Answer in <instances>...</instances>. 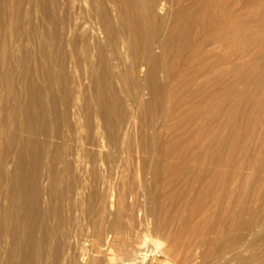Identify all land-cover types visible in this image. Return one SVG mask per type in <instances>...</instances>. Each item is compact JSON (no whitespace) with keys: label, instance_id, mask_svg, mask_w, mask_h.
Segmentation results:
<instances>
[{"label":"rangeland","instance_id":"obj_1","mask_svg":"<svg viewBox=\"0 0 264 264\" xmlns=\"http://www.w3.org/2000/svg\"><path fill=\"white\" fill-rule=\"evenodd\" d=\"M8 1L11 25L5 36L20 48L5 91L10 89L6 91L9 96L24 102L23 86L36 74L44 88V104L50 107L49 85L43 75L48 67H42L38 58L25 61L32 44L29 29L46 21L44 0ZM215 1L168 0V15L161 14L168 16V22L147 26L149 37L161 35L166 61L157 68H145L142 76L138 73L141 38L129 46L131 51L118 68L112 46H106L104 58L97 51L87 53L81 43L69 46L65 73L79 106L80 122L70 120L74 126L71 151L77 152L78 163H53L47 153L41 154L36 165L29 154L31 170L58 179V186L51 190L39 178L38 201L44 215L39 218L38 246L29 264H105L102 253L91 248L104 239L107 229H114L126 242L111 249L116 258L141 261L143 256L134 247L146 240L148 245L154 242L161 250L171 251L170 256L150 252L146 264H264V0ZM70 5L59 13L74 15L76 9ZM202 8L203 13L196 15ZM215 15L224 22L217 43L195 52L204 32L195 27L198 16L206 27ZM177 16L184 21L175 26ZM61 60L60 56L55 59L56 72ZM0 63L2 72L5 68ZM55 78L54 87L63 98L60 76ZM141 85L144 94L139 92ZM64 108L60 103L63 113ZM66 122L63 128L68 132ZM16 148L8 156L11 166L0 175V207L6 211L12 209L9 191ZM35 200L31 196L27 208L34 207ZM46 230L49 237L44 239ZM1 239L5 243L0 248V264H8L10 239ZM128 247L129 257L120 256ZM25 253H17L15 264L23 262Z\"/></svg>","mask_w":264,"mask_h":264},{"label":"bare ground","instance_id":"obj_2","mask_svg":"<svg viewBox=\"0 0 264 264\" xmlns=\"http://www.w3.org/2000/svg\"><path fill=\"white\" fill-rule=\"evenodd\" d=\"M69 3L71 4L70 6H72V8L76 9V12H74V15H69V13L67 15L60 14L59 11H62L64 9V6L69 5ZM51 5L55 6V9L51 8L50 7ZM199 5L201 6V3L198 4V6H197L198 9L200 8ZM9 6H10V3L8 0H0V60L3 61V66L5 68V70L2 72L0 70V175L5 172L6 166H11V165H9L8 156L17 146L18 147L16 148L17 158H16V161L14 164V170L12 171L11 176H10V179L12 181V185H11V190L9 191V195H10L9 199H10L11 204H12V209L10 211H6V210L1 209V207H0V248L5 243V241L3 242V239H1V237L6 236L7 238L10 239V241H9L10 242L9 243V255H10V257L8 260V264H15L14 257L17 255V253L20 250H22L24 253L26 252L24 254L25 256L23 258V262L20 264H29L33 258L32 250L36 249L38 246V240L35 236V232H36V229L38 227L40 228L39 218H40L41 214L44 215V210L41 209V206L39 205V201H38L40 199V195H41L39 178H40V182L43 183V185L47 184V186L51 187V190L53 187L58 186L57 185L58 179L56 176H54V177H51V176L49 177V175L40 176L37 169L31 170V167H30L31 164L29 161V154L33 155L36 165L41 158V154L46 155L47 153L51 154L53 163H57V162L59 163L60 160L61 161L65 160L68 163V165H75L78 163V160H77L78 156L76 155L77 152H75V154H74L73 151H71V143L73 141V136H71V134H72V129H73L72 127H74V126H72L70 120L75 121L76 123L78 122V120H79V106H78L77 100H73V98L71 96L73 90H71L70 83H69V81L66 77V73H65L66 72L65 59L67 56V50H69L68 49L69 46L77 47L79 45V43H81L83 46V49L87 50V53L90 52V54H91V52L97 51L98 55H100L101 58H104L106 46H112L114 48L113 54L115 55V60L117 63L115 67L118 68L119 65H123V59L125 57L124 55L129 50V46L131 47L137 38H141L142 42H143L142 43L143 46H142V51L139 54L141 56V63L139 64V67H138V73L140 74L139 76H142L145 73V68H147V69L157 68L159 65L162 64V62L165 58L164 55L166 54V46H165V44H162L161 35H159V34L156 35L155 39L151 38L152 36L149 37L147 35L148 34L147 33V30H148L147 26L149 23H152V22L157 23L159 25H164L166 21L168 22L169 18H168V20L166 19L168 16L167 17L161 16V14H165L166 12H168L169 6H168V0H44V16H45V20H46L45 22L46 23L43 22L39 25H33L29 29L28 34H29L30 42L32 44H31V49H28L25 52V61H28V63H29L32 59L38 58V60L42 64V67H44V66L48 67V72L44 73L43 75H45V79L49 85L47 93H49V95L51 97L50 107L49 106L47 107L44 104V91H43L44 88H42L38 84V78L39 77L36 74H31V77L29 78L26 86L25 87L23 86V89L25 91V95L23 98L24 102H22L21 99L18 100V98L14 97L12 95L9 96L6 93V91H8V90L10 91V89L5 91V84L8 83V81L11 79L12 71L14 69L12 62L14 61V59L17 55L16 51H19L18 49L20 48L19 47L18 49H16L15 48L16 44H13V43L11 44V42H8L7 37L5 36L6 35L5 32L8 28L9 22H10ZM211 6H213V5H211ZM210 9H213V8H210ZM202 10H203V8L201 9V11L198 10L199 14H196V15H201L204 11V10L203 11ZM198 11H196V12H198ZM205 11H207V9ZM213 13H214V11H213ZM166 15H168V14L166 13ZM169 17H171V14ZM202 17H204V15H202ZM182 18H184V17H178L177 16V18H175V26L179 25L180 23H182V21H184ZM198 18L199 19L196 21V24H195V21L193 20L195 27H197V29H199V30L201 29L202 32L204 30V32L201 33L202 36L199 39H197L195 52H199V51L204 52L205 50H207L206 48L211 47L217 43L216 40H218V38H219V31L221 30V27H222L224 22L222 23L219 16L215 15V19L213 20V22L210 23L209 25L207 24L208 26L204 27V25H203L204 22H203V20H201L202 18L200 19V16H198ZM205 18H204V20H205ZM210 18H212V17H210ZM230 23H231V21H230ZM167 24L168 23H166V25ZM184 24H183V26H184ZM231 25H232V23H231ZM151 26H152V24H151ZM227 27H229V26H227ZM124 30L127 31L126 32L127 34L123 33ZM191 30H192V27H191ZM152 31H153V28H152ZM11 32L13 33V31H11ZM222 34L220 36H222ZM157 36H160V37H157ZM162 37H163V35H162ZM11 39H12V37H11ZM11 39H10V41H11ZM136 43H137V41H136ZM23 48H24V46H23ZM217 48H218V46H217ZM132 50H133V48H132ZM130 51L131 50H129V52ZM83 54H81V55H83ZM69 55H71V54H69ZM74 55H76V54H74ZM127 55H128V53H127ZM59 56L62 57V60H61L62 63L57 65L58 71L56 72L55 68H54V67H56L54 62H55L56 57H59ZM211 56H212V53H211ZM88 58H89V56H88ZM126 58H128V57H126ZM128 59H130V58H128ZM165 61H166V58H165ZM192 61L194 62L195 60L192 59ZM89 63H90V61H89ZM186 64H188V63H186ZM90 67H91V65H90ZM107 67H109V66H107ZM198 67H200V66H198ZM184 68L186 69V67H184ZM92 69H94V68H92ZM201 69H203V67ZM162 70H164V69H162ZM198 70H200V69H198ZM113 71H111V72H113ZM117 71H120V70H117ZM165 71H166V69H165ZM200 72H201V70H200ZM19 73H20V71H19ZM92 73H93V71H92ZM18 75H20V74H18ZM58 75L60 76V80H61L63 98L62 97L60 98V96L58 95V93L54 87L55 80L57 81L55 76L58 77ZM110 76H112V75H110ZM113 77L114 76H112L111 78H113ZM139 81H140V79H139ZM185 82H186V80H185ZM194 82H195V80H194ZM199 86H200V84H199ZM143 91H144V87L141 85V90H139V92H141L140 94H142ZM75 94H77L76 91H75ZM77 98H79V97L77 96ZM136 99H137V97H136ZM98 101H100V100H98ZM138 102H139V100H138ZM138 102H137V104H138ZM60 103H62L65 106L64 113L60 110ZM133 106H134V104H133ZM80 107H81V105H80ZM103 114H105L104 111H103ZM132 119H133V117H132ZM65 121H67L66 126L68 128V132H65V130L63 128L65 126ZM128 121H130V120H128ZM79 122H80V120H79ZM76 128H78V127H76ZM102 128H105V127L102 126ZM119 128H120V125H119ZM120 130H121V128H120ZM131 130H133V128ZM124 131H125V129H124ZM124 131H123V133H124ZM127 131H128V129H127ZM127 131H126V133H127ZM68 133H70V134H68ZM130 133H128V134H130ZM74 134L75 133L73 132V135ZM122 138L125 139L126 137L125 138L122 137ZM122 138H121V140H122ZM104 139L105 138L102 137V140H104ZM127 139H129V138H127ZM125 142H127V141L125 140ZM128 142H129V140H128ZM99 143H101V142H99ZM100 145H102V144H100ZM114 146H116V145H114ZM104 147L106 148L107 146H103V148ZM68 150H69V153H65ZM78 150L79 149H77V151ZM123 150H128V149H123ZM124 158H125V156H124ZM116 160L114 158V161H116ZM118 164H119V162H118ZM44 165H42V166L44 167ZM58 166H59V164L57 165V167ZM74 171H76V170H74ZM120 171H121V169H120ZM120 171H119V173H120ZM114 173H115V171H114ZM219 174H220V172H219ZM110 177H112V175ZM0 181H1V176H0ZM193 182H194V179H193ZM7 185H8V182H7ZM121 190H123V189H121ZM205 190H206V188H205ZM56 191H58V190H56ZM132 195H134V194L132 193ZM31 196L35 197V199H36L35 204H34V207L30 206L31 208H29V207L27 208V204H28V202H30ZM110 196H112V195H110ZM73 200H72V202H73ZM4 201L5 200L3 198V202ZM186 201H187V199H186ZM73 203H75V202H73ZM61 204H62V202H61ZM104 206H105V204H104ZM105 208H106V206H105ZM101 210H102V207H101ZM106 211L104 209V212H106ZM121 214H123V213H121ZM100 215H102V214H100ZM107 215H108V213H107ZM145 215H147V213ZM104 217H106V216H104ZM108 217H109V215H108ZM97 220H99V219H97ZM104 221L107 222V220H104ZM44 227L46 229L47 225H44ZM105 228H106V225H105ZM105 228H103V229H105ZM93 229H94V227H93ZM94 230H96V229H94ZM23 231H24V235L22 233ZM102 231L103 230H101V232ZM104 232H105V230H104ZM124 233H125V231H124ZM127 235H128V232H127ZM48 237H49V232H48V230H46V232L44 234V239H47ZM123 238L121 236H119L118 233H116V231H114V229H109V230L107 229L104 239L102 241H100L98 239L100 242L96 243V244L93 243L92 244L93 248H91V249H95V251L96 252L98 251L99 254L102 253L100 255H103L104 259L106 260L105 264H146L147 261H145V260L148 256V254H152L150 252H154L155 254L159 253L160 255L166 254V256L171 255V251L161 250L160 248L157 247V244L154 242H151L148 245L147 241L145 240L141 243L140 246L134 247L136 249V251L139 252L138 254H140V253L142 254L143 257H142L141 261L130 260V259H125V258H116L115 255L111 254V249L112 248L114 249V247L125 246L126 242ZM39 241L41 242V240H39ZM83 247L85 249V245ZM118 252H120V251L118 250ZM130 253H131V250L128 247L127 249L123 250L119 255L122 257L123 256L129 257ZM90 254H91V252H90ZM35 255H36V253H35ZM85 255H86V253L82 249L81 258L82 259H85L84 257L87 258V256H85ZM150 256H152V255H150ZM38 260H40V259H38ZM35 261H36V259H35ZM91 261L92 260L90 259V262ZM151 261H153V260L151 259ZM37 263H38V261H37ZM152 264H154V263L152 262Z\"/></svg>","mask_w":264,"mask_h":264}]
</instances>
